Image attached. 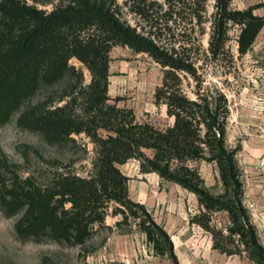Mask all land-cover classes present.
<instances>
[{"label": "trees", "instance_id": "trees-1", "mask_svg": "<svg viewBox=\"0 0 264 264\" xmlns=\"http://www.w3.org/2000/svg\"><path fill=\"white\" fill-rule=\"evenodd\" d=\"M206 1L188 0L184 8L201 21ZM231 3L214 2L206 58L223 55L232 65L230 26L238 30L237 55L242 57L253 49L264 16L254 13L257 6L234 10ZM116 44L148 53L161 64L162 83L154 97L174 119L168 127L140 121L131 109L109 102L110 51ZM74 57L91 72L89 84H84L83 70L71 63ZM198 63L199 56L186 46L167 48L138 32L105 0H68L50 11L29 0H0V125L17 115L20 128L50 145H74L75 135L85 134L95 151L89 175L56 170L41 184L22 179L16 164L0 159V208L9 217L22 214L15 225L19 237L39 241L48 235L59 242L84 243L92 236L90 225L102 218L105 202L118 200L142 211L148 241L178 264L168 232L144 205L130 200L129 178L120 165L138 158L144 172H156L197 194L203 210L194 219L211 232L216 249L245 251L264 264V245L243 202L240 145L232 147L227 141L229 99L222 90L202 88L205 77ZM189 76L196 81V98L184 87ZM199 160L216 164L225 191L221 196L208 191L191 165ZM223 210L230 222L213 225V214Z\"/></svg>", "mask_w": 264, "mask_h": 264}, {"label": "rangeland", "instance_id": "rangeland-1", "mask_svg": "<svg viewBox=\"0 0 264 264\" xmlns=\"http://www.w3.org/2000/svg\"><path fill=\"white\" fill-rule=\"evenodd\" d=\"M105 1L122 21L135 27L138 32L167 48L175 46L180 49L181 45L186 46L192 54L199 56L198 64L205 77L202 88L222 90L228 96V128L233 134L230 146H241V141L251 133L264 138V28L255 47L238 57V30L230 26L227 48L235 57L231 65L222 58L223 55L219 60L206 58V54H209L215 0L204 3L201 21L184 8L188 0ZM29 2L50 11L56 5L67 4L68 0ZM254 6L264 16V1ZM231 7L242 10L232 4ZM70 61L83 70L84 84H89V69L75 57ZM162 76L161 64L148 53L116 44L110 51L109 102L131 109L138 120L149 121L164 129L170 125L171 117L167 114L166 106L157 103L154 97L157 87L162 83ZM184 87L189 96L196 98L197 85L192 77L184 80ZM255 107H259L261 112L254 113L252 109ZM243 126L250 127L246 129L249 131L240 130ZM75 137L77 143L74 145H50L39 134L20 128L17 115H14L10 121L0 125V159L5 157L16 164L22 179L31 177L39 184L47 182V177L56 170L87 176L93 167L94 143L85 134ZM147 153L150 154V151L147 150ZM134 159L137 161L120 165L130 181L139 179L137 166L142 169L141 160ZM203 161L206 160L191 162V165L208 178V185L205 181L208 191L216 197L221 196L225 191L220 176H214L209 166L201 168ZM216 170L219 175L217 166ZM2 172L4 170L0 167ZM7 176L9 182L10 174ZM130 200L133 201L131 197ZM65 207L70 208L71 202L67 201ZM101 211L102 218L90 225L92 236L80 244L59 242L48 235L39 241L22 239L15 229L22 214L9 217L0 208V264H174L168 255L157 253L148 241L143 229L145 216L141 210H133L118 200H109ZM165 256L170 258L171 263Z\"/></svg>", "mask_w": 264, "mask_h": 264}, {"label": "crops", "instance_id": "crops-1", "mask_svg": "<svg viewBox=\"0 0 264 264\" xmlns=\"http://www.w3.org/2000/svg\"><path fill=\"white\" fill-rule=\"evenodd\" d=\"M263 1L232 0L231 4L233 7L243 10ZM254 13L263 15L258 11V8L254 10ZM262 30L253 48L260 38ZM252 111L256 114L261 112L259 107L253 108ZM173 121L174 119L171 117L170 124ZM246 129H250V127L240 128V130L248 132L249 130ZM251 134L241 141L237 158L242 171L243 202L245 206L249 202H254L256 205L254 210L246 208L264 245V178L257 171L259 158L264 150V138ZM232 136L229 127L227 131L228 143L231 142ZM134 160L137 161L133 158L127 163ZM200 166L201 168L209 166L213 175L219 177L215 163L203 161ZM201 168L199 169L201 170ZM136 170L139 172V179L129 180L130 197L133 201L144 205L154 220L168 232L174 244L178 264H258L249 258L245 251L228 254L213 246L211 232L194 219L203 210L196 193L161 177L156 172H144L140 166H137ZM203 178L208 185V178L204 175ZM229 222L230 219L226 211H216L211 223L224 227ZM165 258L170 262V258L167 256Z\"/></svg>", "mask_w": 264, "mask_h": 264}, {"label": "built area", "instance_id": "built-area-1", "mask_svg": "<svg viewBox=\"0 0 264 264\" xmlns=\"http://www.w3.org/2000/svg\"><path fill=\"white\" fill-rule=\"evenodd\" d=\"M257 171L263 176L264 178V150L259 158L258 166H257ZM246 207L250 210L256 209V205L254 202H249Z\"/></svg>", "mask_w": 264, "mask_h": 264}]
</instances>
